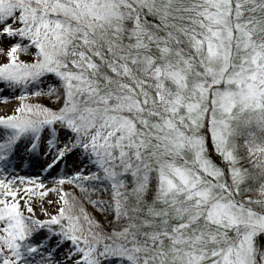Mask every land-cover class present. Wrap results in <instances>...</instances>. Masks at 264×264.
<instances>
[{"label": "snow or ice", "instance_id": "snow-or-ice-1", "mask_svg": "<svg viewBox=\"0 0 264 264\" xmlns=\"http://www.w3.org/2000/svg\"><path fill=\"white\" fill-rule=\"evenodd\" d=\"M0 264H264V0H0Z\"/></svg>", "mask_w": 264, "mask_h": 264}, {"label": "rangeland", "instance_id": "rangeland-1", "mask_svg": "<svg viewBox=\"0 0 264 264\" xmlns=\"http://www.w3.org/2000/svg\"><path fill=\"white\" fill-rule=\"evenodd\" d=\"M0 109H2V106H1V101H0Z\"/></svg>", "mask_w": 264, "mask_h": 264}, {"label": "trees", "instance_id": "trees-1", "mask_svg": "<svg viewBox=\"0 0 264 264\" xmlns=\"http://www.w3.org/2000/svg\"><path fill=\"white\" fill-rule=\"evenodd\" d=\"M2 102V101H1Z\"/></svg>", "mask_w": 264, "mask_h": 264}]
</instances>
